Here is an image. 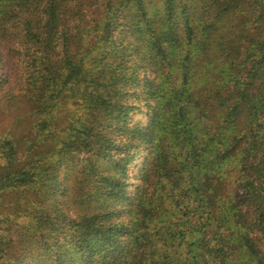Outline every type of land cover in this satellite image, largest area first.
<instances>
[{
  "label": "trees",
  "instance_id": "1",
  "mask_svg": "<svg viewBox=\"0 0 264 264\" xmlns=\"http://www.w3.org/2000/svg\"><path fill=\"white\" fill-rule=\"evenodd\" d=\"M8 63L0 264H264V0H0Z\"/></svg>",
  "mask_w": 264,
  "mask_h": 264
},
{
  "label": "rangeland",
  "instance_id": "2",
  "mask_svg": "<svg viewBox=\"0 0 264 264\" xmlns=\"http://www.w3.org/2000/svg\"><path fill=\"white\" fill-rule=\"evenodd\" d=\"M9 69H10V72L12 73V76H10V74H9ZM6 71H7L8 75L11 79L18 80L19 74H18L17 66L11 67V65L9 63L6 66L4 64L0 65V74H2L3 72H6ZM1 121H3V120L0 116V124H1Z\"/></svg>",
  "mask_w": 264,
  "mask_h": 264
}]
</instances>
